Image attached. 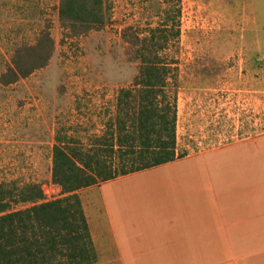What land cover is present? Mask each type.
<instances>
[{"label":"rangeland","instance_id":"obj_1","mask_svg":"<svg viewBox=\"0 0 264 264\" xmlns=\"http://www.w3.org/2000/svg\"><path fill=\"white\" fill-rule=\"evenodd\" d=\"M245 1L244 9L240 0L182 1L175 87L178 145L187 156L264 134V0ZM59 5L0 0V184L53 183L59 138L69 149H96L115 119L119 90L138 74L123 30L158 21L138 0H107L106 26L73 36ZM44 29L55 43L47 66L3 85L16 49L35 45Z\"/></svg>","mask_w":264,"mask_h":264},{"label":"trees","instance_id":"obj_2","mask_svg":"<svg viewBox=\"0 0 264 264\" xmlns=\"http://www.w3.org/2000/svg\"><path fill=\"white\" fill-rule=\"evenodd\" d=\"M183 0H138L156 23L122 33L138 74L117 95L116 116L87 153L57 139L53 183L61 198L44 202L42 187L0 184V264H94L98 256L78 192L187 156L178 145L176 91ZM107 0H60L59 19L71 35L101 29L109 20ZM55 43L44 29L36 44L16 49L1 77L11 85L49 63ZM104 148V149H103ZM27 204L24 209L13 205Z\"/></svg>","mask_w":264,"mask_h":264},{"label":"crops","instance_id":"obj_3","mask_svg":"<svg viewBox=\"0 0 264 264\" xmlns=\"http://www.w3.org/2000/svg\"><path fill=\"white\" fill-rule=\"evenodd\" d=\"M78 194L94 264H264V134Z\"/></svg>","mask_w":264,"mask_h":264},{"label":"built area","instance_id":"obj_4","mask_svg":"<svg viewBox=\"0 0 264 264\" xmlns=\"http://www.w3.org/2000/svg\"><path fill=\"white\" fill-rule=\"evenodd\" d=\"M59 186L54 183L42 186V191L44 195V202H51L58 199Z\"/></svg>","mask_w":264,"mask_h":264}]
</instances>
